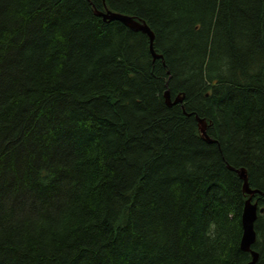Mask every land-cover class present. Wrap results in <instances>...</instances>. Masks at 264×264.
<instances>
[{"label": "trees", "instance_id": "trees-1", "mask_svg": "<svg viewBox=\"0 0 264 264\" xmlns=\"http://www.w3.org/2000/svg\"><path fill=\"white\" fill-rule=\"evenodd\" d=\"M228 167L264 193V0H0V264H246Z\"/></svg>", "mask_w": 264, "mask_h": 264}, {"label": "water", "instance_id": "water-1", "mask_svg": "<svg viewBox=\"0 0 264 264\" xmlns=\"http://www.w3.org/2000/svg\"><path fill=\"white\" fill-rule=\"evenodd\" d=\"M94 15L97 18H100L103 22L116 21L121 23L123 26H125L132 32L142 33L146 35L149 42V51L153 60L162 59L161 55L156 54L153 50L154 34L144 22L138 21L131 16L112 12L109 10H104V11L94 10ZM163 98L166 106L170 108L175 105H182L184 96L177 95L176 97L172 98L169 90H165L163 94ZM195 119L197 122V130L200 134L201 139L208 144H213L215 141L209 138V136L206 134V129H207L206 121L198 117H195ZM228 168L229 170L236 173L238 178L242 181V192L244 193V195L247 196L241 214L242 235L240 239V249L243 252L249 253L251 256V260L246 264H257V259H258L257 254L251 250V247L255 242V233H254L253 225L257 217V212L262 213L263 209H258L257 203L252 201L254 195H259L261 197H264V193L258 191L257 189H251L249 187L247 182L246 170L244 168H240V169H234L232 167H228Z\"/></svg>", "mask_w": 264, "mask_h": 264}, {"label": "bare ground", "instance_id": "bare-ground-1", "mask_svg": "<svg viewBox=\"0 0 264 264\" xmlns=\"http://www.w3.org/2000/svg\"><path fill=\"white\" fill-rule=\"evenodd\" d=\"M259 191V190H258Z\"/></svg>", "mask_w": 264, "mask_h": 264}]
</instances>
